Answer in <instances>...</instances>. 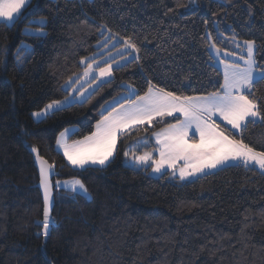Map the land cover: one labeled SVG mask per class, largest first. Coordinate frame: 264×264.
Wrapping results in <instances>:
<instances>
[{"label":"trees","instance_id":"1","mask_svg":"<svg viewBox=\"0 0 264 264\" xmlns=\"http://www.w3.org/2000/svg\"><path fill=\"white\" fill-rule=\"evenodd\" d=\"M41 27L46 34L31 33ZM129 39L139 51L127 49L131 59L110 82L85 102L34 120L70 96L66 84L91 62L82 60ZM245 40L255 41L264 66V0H32L14 24L1 23L0 264H264L260 169L239 163L182 181L171 172L151 176L153 164H129L146 152L158 158L152 136L177 117L120 135L105 167L75 169L57 144L70 128V143L89 136L102 113L134 100L132 89L143 95L148 81L180 96L219 90L223 74L210 48L241 63ZM251 98L264 104V81ZM243 139L264 151V123H250ZM32 148L54 167L55 181L79 179L90 195L56 187L47 238Z\"/></svg>","mask_w":264,"mask_h":264},{"label":"snow or ice","instance_id":"2","mask_svg":"<svg viewBox=\"0 0 264 264\" xmlns=\"http://www.w3.org/2000/svg\"><path fill=\"white\" fill-rule=\"evenodd\" d=\"M29 5L30 0H0V20L14 23ZM45 19L41 18V24ZM39 31L42 35L46 34L43 27ZM124 45L125 50L131 48L139 51L130 39L124 40ZM244 45L247 56L239 57L244 62L243 66L235 62L221 61L224 72L219 90L201 96H180L148 81V90L143 95H137L135 89H132L129 95H135L136 98L129 99L126 106L121 105L119 109L113 107L111 111L105 108L107 115L101 114V119L95 125L96 130L89 136L68 144L64 139L68 130H65L60 134L57 144L73 166L80 168L88 165L105 166L113 157L118 134L123 135L125 130L133 125L145 123L151 125L157 117L163 118L179 113L183 116L182 120L177 117L176 123L168 124L154 133L156 143L159 145V159L152 161L154 172H160L167 165L175 174L178 162L182 161V166L179 167L181 180L198 173L204 174L207 169H222L229 165L237 166L239 163L245 167L258 166L264 174V151H256L243 139V131L250 123H264V104H258L251 98L255 86L264 81V66L259 65L255 58V41L245 40ZM236 47H240L238 42ZM220 51L216 48L217 54ZM228 55L232 53L225 52V56ZM87 59L81 62L84 63ZM109 59L111 56L103 61L106 66H100V62L93 58L87 64L84 76L100 80L101 84L110 82L102 79L112 75L113 69L112 64L108 62ZM60 106V102L53 101L47 105V109ZM34 115L39 116L40 113ZM213 117H219L235 132L230 131L226 134L225 128ZM190 132L193 136L198 134L199 139H192ZM32 151L37 152V160L40 162V184L44 189L43 235L47 238L50 235V225L54 223L49 208L52 187L49 173L52 165L39 156L36 148H32ZM124 155L127 157L129 153L125 152ZM133 158L143 164L152 159V154L146 152L143 155H134ZM56 186L59 187V183ZM71 190L84 194L88 191L78 179L71 182Z\"/></svg>","mask_w":264,"mask_h":264},{"label":"rangeland","instance_id":"3","mask_svg":"<svg viewBox=\"0 0 264 264\" xmlns=\"http://www.w3.org/2000/svg\"><path fill=\"white\" fill-rule=\"evenodd\" d=\"M32 34H35V35H42V34H40V31L39 30H34V31H32L31 32ZM111 48H114L112 51H109ZM210 51L213 53L212 55L215 57V60H216V64H217V66L219 67V68H221L220 70H221V72H222V74H223V72H224V66H223V64L221 63V60H222V56H223V54H225V51H220V53L219 54H217V52H216V48L215 47H211L210 48ZM104 52H106L102 57H100L99 59H95L97 62H100V66H106V65H104L103 64V61L105 60V59H107L109 56H111V59H109L108 60V62L109 63H111L112 64V69H115V68H118V67H121V66H123L125 63H127L130 59H131V55H127V50H125V47H120V48H115V43H112V44H110L109 46H108V48L104 51ZM122 54V55H121ZM245 54H246V56H247V51H246V46H245ZM254 54H255V49H254ZM230 56H232V55H230ZM245 56V57H246ZM225 60L226 61H228V60H231V61H237L235 58H230V57H225ZM88 61H92V58L91 59H89V60H86L85 62H84V65H86L87 64V62ZM239 63V62H238ZM87 67V66H86ZM93 67L95 68L96 67V65L94 64L93 65ZM113 78V70H112V75H111V77H104V78H102V79H104V80H107V81H109V80H111ZM99 85H101V82H100V80H92V79H90L89 77H85L84 76V72L81 74V75H79V76H75V77H73L67 84H66V86H65V89H67V90H70V96L67 98V99H64V100H62V101H58V102H60L61 103V106L59 107V108H53V109H47V107L44 109V110H42V111H40V112H37V113H40V115L39 116H37V115H32L33 116V118H34V120L35 121H40V120H42V119H44V118H46L48 115H50V114H52L53 112H55V111H57V110H59V109H61V108H64V107H67V106H69V105H71V104H74V103H83V102H85L88 98H89V96L97 89V87L99 86ZM117 101V100H116ZM116 101H112L110 104H108V106H106V107H110V106H112ZM214 119V118H213ZM224 125V124H223ZM225 127H227V126H225ZM68 131H67V133H66V135H65V137H64V139L66 140V142L67 143H70L69 142V136H70V134H72L74 131H75V129L74 128H70V129H67ZM65 132V131H64ZM199 137V136H198ZM59 138H60V136H59ZM58 138V139H59ZM116 146H117V143H116ZM58 147L60 148V149H62L59 145H58ZM62 151H63V149H62ZM61 151V152H62ZM157 152V155H159V151H156ZM64 155V154H63ZM115 156V152H114V154H113V157ZM113 157L110 159V161L113 159ZM159 159V156H158V158H155L154 157V155H152V159L151 160H149V161H147L146 163H140V162H138V161H136L134 158H131L130 160H129V164L130 165H134V166H137V167H146V168H148V167H150L151 166V164H153L152 163V161L153 160H158ZM67 160V159H66ZM67 162H68V160H67ZM69 163V162H68ZM70 164V163H69ZM71 165V164H70ZM106 165H108V163L106 164ZM105 165V166H106ZM88 166H96V167H105V166H100V165H88ZM88 166H85L84 168H86V167H88ZM72 167L73 168H75V169H84V168H80V167H77V166H73L72 165ZM154 167V166H153ZM163 169V168H162ZM218 169H221V168H218ZM217 169V170H218ZM164 173V172H163ZM207 173H209V172H207ZM207 173H205V174H207ZM151 176H155V177H159L160 175L158 174V172H154L153 170H152V172H151ZM203 176V175H202ZM73 180H77L76 178H70V179H60V180H57V181H55V183H56V185H57V183H59V187H57L58 189H60V190H66V191H69V192H73L72 190H71V182L73 181ZM79 180V179H78ZM191 180H194V179H191ZM191 180H189V179H184V180H182V181H191ZM81 181V180H80ZM65 182H68L67 184L65 183ZM82 182V181H81ZM83 183V182H82ZM73 193H75V194H80V195H83V196H86V197H88V198H90V195H89V193H88V191H87V194H84L83 192H81V191H77V192H73Z\"/></svg>","mask_w":264,"mask_h":264},{"label":"crops","instance_id":"4","mask_svg":"<svg viewBox=\"0 0 264 264\" xmlns=\"http://www.w3.org/2000/svg\"><path fill=\"white\" fill-rule=\"evenodd\" d=\"M31 1L32 0H30V3H31ZM23 11V10H22ZM18 19V18H17ZM16 22V21H15ZM14 22V23H15ZM1 23H6V24H8V25H12V24H14V23H8V22H6V21H4V20H0V24ZM223 60V59H222ZM221 60V61H222ZM229 62H232L231 60H228ZM243 63L244 62H242L241 61V63L239 62L238 64H240L241 66H243ZM221 69V68H220ZM222 70V69H221ZM128 104V103H127ZM127 104H125V106L127 105ZM120 108V107H119ZM119 108H117V109H119ZM175 117H179V118H181V120L183 119V116H181L179 113H174L173 114V116H165V117H163V118H175ZM215 120H216V122L217 123H219L220 125H223V126H227V128H229L230 130H232L231 129V126L230 125H226V122H224V121H222V120H220L219 119V117H213ZM158 119H162V118H160V117H157L154 121H153V123L155 122V121H157ZM146 125H149V124H147V123H145V124H143V125H133V126H131V128L130 129H128V130H125V132L124 133H126V132H128V131H131V130H133V129H136V128H138V127H142V126H146ZM96 130V129H95ZM160 131V130H159ZM159 131H157V132H159ZM233 132H235V130H232ZM157 132H155V133H157ZM189 135H190V137L192 138V139H196V140H198L199 139V137H198V134L197 135H195V136H193L192 135V133L190 132L189 133ZM119 137H120V135L118 134V139H117V145H118V140H119ZM152 139H153V142L155 143V145L157 146V148H159V145L156 143V137H155V135L153 134V136H152ZM68 144H71V143H68ZM59 148V147H58ZM116 149H117V146H115V148H114V152L116 153ZM59 150L60 151H62V149H60L59 148ZM62 153H63V151H62ZM64 154V153H63ZM66 158V157H65ZM67 159V158H66ZM69 162V161H68ZM182 161L181 162H178V164H177V169H176V171H175V176H177L178 178H180L179 177V167L180 166H182ZM72 166V165H71ZM88 167H96V166H88ZM255 167H257L258 169H260L258 166H255ZM218 168H216V169H207V170H205V173H207V172H213V171H216ZM153 170V169H152ZM261 170V169H260ZM262 171V170H261ZM163 172H171V173H173V169H171V168H168L167 167V165H165V167L163 168V169H161V171L160 172H158V174L159 175H161ZM205 173L204 174H196V175H194V176H190V177H187L186 179H189V180H191V179H196V178H198V177H200V176H202V175H205Z\"/></svg>","mask_w":264,"mask_h":264},{"label":"water","instance_id":"5","mask_svg":"<svg viewBox=\"0 0 264 264\" xmlns=\"http://www.w3.org/2000/svg\"><path fill=\"white\" fill-rule=\"evenodd\" d=\"M34 158H35V162H36L35 163V166L38 169L39 178H40V162L37 160V153H34ZM57 178H58V174L55 173L54 167H52L51 170H50V173H49V181H50V183L52 185V187H51V201H50L49 208H50V217L52 219H53V212H54L55 202H56V198H55V195H56V191H55V189H56V183H55V180ZM37 188L40 190L41 197H42V201H43V204H44V189L41 186L40 182L37 185ZM51 225H50V232H51V229H52ZM43 231H44V229H43Z\"/></svg>","mask_w":264,"mask_h":264}]
</instances>
